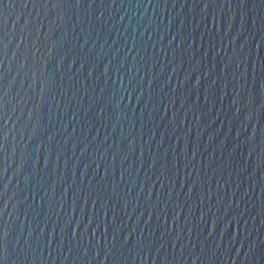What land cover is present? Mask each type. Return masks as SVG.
Here are the masks:
<instances>
[{
  "label": "water",
  "instance_id": "obj_1",
  "mask_svg": "<svg viewBox=\"0 0 264 264\" xmlns=\"http://www.w3.org/2000/svg\"><path fill=\"white\" fill-rule=\"evenodd\" d=\"M0 264H264V0H0Z\"/></svg>",
  "mask_w": 264,
  "mask_h": 264
}]
</instances>
